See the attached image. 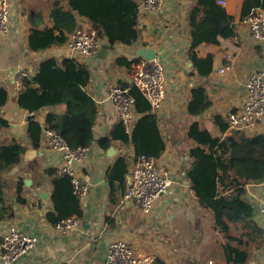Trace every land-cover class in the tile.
Instances as JSON below:
<instances>
[{
	"label": "crops",
	"instance_id": "obj_1",
	"mask_svg": "<svg viewBox=\"0 0 264 264\" xmlns=\"http://www.w3.org/2000/svg\"><path fill=\"white\" fill-rule=\"evenodd\" d=\"M54 0H11L9 34L0 37V88L7 92V100L0 107V119L8 126L0 127V147L19 145L32 149L26 137L28 114L18 105L17 77L20 73L35 74L43 59L75 58L90 71L91 77L85 92L96 105L97 118L93 128L94 140L88 147L84 162L73 164L76 176L89 187L83 202H79L83 214L80 230L72 235L55 232L46 215L53 212L50 201L52 187L44 170L61 166L58 154L48 149L44 131L48 113L61 114L63 106H51L34 113V120L41 126L39 148L36 157L23 162L1 175L4 184L3 203L13 217L4 219L2 229L13 225L35 236V248L16 264H103L107 245L123 240L132 245L138 254L159 258L165 264H224L222 237L213 229L211 214L199 207L190 188L185 172L189 168L187 151L194 145L187 136L189 126L196 122L214 137L224 138L230 131L220 133L213 123L219 116H226L243 104L246 97L245 81L253 73L264 74V42H255L243 20H240L244 0H222L226 13L234 19L236 37L219 40L218 45L202 43L195 49L200 59L212 57V69L207 77H198L188 57L190 44L188 13L197 0H164L161 11L145 14L138 10L136 19L137 39L131 45H108L106 38H99L100 46L92 58H81L67 48L66 43L33 52L28 47L31 29L52 27L50 18ZM59 1L62 12H70ZM139 4L141 0L136 1ZM76 28L92 30L90 23L75 15ZM75 28V29H76ZM154 52L164 67L165 98L156 112L158 130L164 142V152L157 162L167 168L172 187L159 198L149 215L124 200L133 162V149L113 141L104 149L97 144L107 136L117 123L113 104L107 100L108 88L113 85L129 86L132 66L125 68L116 60L140 59L138 53ZM229 66V71L219 72ZM205 90L211 106L200 116L188 114L191 90ZM138 115L136 114L135 120ZM48 130V129H47ZM245 134V133H244ZM264 134V120L255 133ZM113 148L114 156L107 155ZM24 155V153H23ZM22 155V158H23ZM128 158L124 168H113L118 157ZM21 184L16 200V186ZM244 199L254 207L258 224L259 200L264 194V179L245 186ZM264 240V239H263ZM249 252L246 264H264V245Z\"/></svg>",
	"mask_w": 264,
	"mask_h": 264
},
{
	"label": "trees",
	"instance_id": "obj_2",
	"mask_svg": "<svg viewBox=\"0 0 264 264\" xmlns=\"http://www.w3.org/2000/svg\"><path fill=\"white\" fill-rule=\"evenodd\" d=\"M137 0H68L72 13L62 12L59 1L54 0L50 13L52 27L31 29L28 47L33 52L64 44L68 34L77 27L75 15L86 19L98 38H106L109 46L131 45L137 39ZM219 0H197L188 13L190 44L188 57L196 75L207 77L212 69V57L200 59L195 49L198 45H218L219 40L236 37L234 19L228 15ZM264 10V0H244L240 20L253 9ZM139 59L118 58V65L125 68ZM90 71L75 58L43 59L32 76H26L21 84L23 91L18 95V105L27 114L37 113L51 106H63L61 114L48 113L45 127L59 135L70 149L87 148L94 140L93 128L97 118L94 101L85 92L90 81ZM128 89L135 101L138 115L130 133L121 123L113 125L107 136L97 140L98 146L106 149L116 141L133 149V159L140 155L159 159L164 152L157 118L151 113L148 102L131 85ZM7 100V92L0 88V107ZM211 106L201 87L191 90L188 114L200 116ZM26 137L33 149L39 148L41 126L34 117L26 119ZM213 123L220 133L227 131L226 122L219 116ZM8 123L0 119V127ZM188 138L194 145L187 151L189 168L185 172L190 188L199 207L211 214L213 229L221 235L224 264H246L249 248L258 242L264 245V228L255 219L254 207L244 199L245 186L264 179V134L248 136L239 131H230L224 138L214 137L196 122L188 128ZM24 149L19 145L0 147V221L10 219L13 213L3 203L4 184L1 175L21 163ZM128 158L118 157L113 168L126 167ZM49 177L52 192L50 201L53 212L46 215L50 225H55L71 216L82 219L80 204L72 191L70 178L60 176L54 168L44 170ZM21 184L16 186V200L24 204L20 196ZM239 231L241 233H239ZM259 248V247H257ZM150 264H165L155 258Z\"/></svg>",
	"mask_w": 264,
	"mask_h": 264
},
{
	"label": "built area",
	"instance_id": "obj_3",
	"mask_svg": "<svg viewBox=\"0 0 264 264\" xmlns=\"http://www.w3.org/2000/svg\"><path fill=\"white\" fill-rule=\"evenodd\" d=\"M218 4L224 6L222 0ZM164 0H141L138 10L145 14L157 13L162 10ZM11 0H0V37L9 34V18L11 14ZM243 24L255 42H264V10L253 9L243 19ZM67 48L73 54L83 58H92L99 50L100 41L94 30L76 28L72 30L66 41ZM134 60V59H133ZM130 85L137 89L148 102L152 112H156L165 98L164 67L155 58L151 61L139 59L134 61ZM226 66L220 73L229 71ZM28 76L20 73L17 77V87L21 88V81ZM246 97L240 108L230 112L225 122L228 131H239L253 134L260 122L264 120V74L253 73L245 81ZM107 100L115 109L116 119L121 123L125 132L130 133L135 122V101L128 89L113 85L108 88ZM44 136L48 149L60 156L61 166L57 174L70 178L72 191L81 203L86 198L89 187L80 180L73 164L84 162L87 148L70 149L64 140L53 131L45 130ZM172 187L171 175L167 168L161 166L156 159L140 155L132 162L129 181L124 193V200L139 209L144 215L151 214L156 201L166 195ZM261 222L264 224V194L258 205ZM81 220L71 216L53 225L52 229L61 235H72L80 230ZM38 240L32 234L13 225L2 229L0 222V264H16L33 250ZM153 258L138 254L131 244L123 240H115L107 245L103 264H150Z\"/></svg>",
	"mask_w": 264,
	"mask_h": 264
},
{
	"label": "water",
	"instance_id": "obj_4",
	"mask_svg": "<svg viewBox=\"0 0 264 264\" xmlns=\"http://www.w3.org/2000/svg\"><path fill=\"white\" fill-rule=\"evenodd\" d=\"M138 56L140 59H143L145 61H151L156 58L154 52H145V50H142L140 53H138ZM33 116L34 113L28 114V117H33ZM107 155L110 157L114 156L113 148H109L107 150ZM35 157H36V151L33 148L32 149L30 148L25 150L22 159L24 163H27L32 161Z\"/></svg>",
	"mask_w": 264,
	"mask_h": 264
},
{
	"label": "rangeland",
	"instance_id": "obj_5",
	"mask_svg": "<svg viewBox=\"0 0 264 264\" xmlns=\"http://www.w3.org/2000/svg\"><path fill=\"white\" fill-rule=\"evenodd\" d=\"M64 8H65V9H69L68 3H67V5H66V3L64 4ZM239 233H241V232L239 231ZM257 247H260V246L258 245V242H257L256 244H253V245L251 246V248H249V251L252 252L253 250H251V249H253V248H256V249H257ZM145 255H146V254H145ZM148 256H149V255H148Z\"/></svg>",
	"mask_w": 264,
	"mask_h": 264
}]
</instances>
